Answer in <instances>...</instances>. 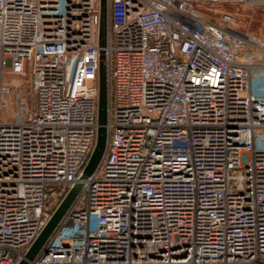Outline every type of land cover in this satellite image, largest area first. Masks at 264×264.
Masks as SVG:
<instances>
[{
    "label": "built area",
    "instance_id": "2783aa9c",
    "mask_svg": "<svg viewBox=\"0 0 264 264\" xmlns=\"http://www.w3.org/2000/svg\"><path fill=\"white\" fill-rule=\"evenodd\" d=\"M198 2L223 0H106L101 49L100 0H0V264L24 259L76 183L28 264H264V27L236 32ZM101 50L106 146L80 180ZM5 78L30 84L19 122L1 118Z\"/></svg>",
    "mask_w": 264,
    "mask_h": 264
},
{
    "label": "water",
    "instance_id": "95a60500",
    "mask_svg": "<svg viewBox=\"0 0 264 264\" xmlns=\"http://www.w3.org/2000/svg\"><path fill=\"white\" fill-rule=\"evenodd\" d=\"M106 33H107V16H106V0H100V20L98 27V46L102 49L106 46ZM97 84H98V95H97V130L95 136V143L91 154L88 158L86 165L83 168L82 174L79 177L80 180L90 176L98 166L100 160L103 157L106 137H107V107H108V86H107V72L106 65L104 63L103 51H100V62L97 72ZM81 189V184H74L69 191L66 193L64 198L55 208L49 221L40 231L38 236L34 239L31 245L25 252L24 259L18 264H28V261L35 259L39 252L44 247L49 237L53 234L55 229L58 227L60 221L64 217L66 211L70 207L71 203L77 196Z\"/></svg>",
    "mask_w": 264,
    "mask_h": 264
},
{
    "label": "rangeland",
    "instance_id": "374dc122",
    "mask_svg": "<svg viewBox=\"0 0 264 264\" xmlns=\"http://www.w3.org/2000/svg\"><path fill=\"white\" fill-rule=\"evenodd\" d=\"M199 12L211 20H215L221 13H229L234 17V25L243 32L258 35L264 25V8H248L238 4L206 5L198 2ZM11 83V93L2 102L1 118L4 121L19 122L32 106L30 84L26 78H5ZM260 140L264 133L256 132Z\"/></svg>",
    "mask_w": 264,
    "mask_h": 264
},
{
    "label": "crops",
    "instance_id": "0c3cea01",
    "mask_svg": "<svg viewBox=\"0 0 264 264\" xmlns=\"http://www.w3.org/2000/svg\"><path fill=\"white\" fill-rule=\"evenodd\" d=\"M224 4H227V5H232L234 4V2H232V0H223V3L219 4V5H224ZM263 9V8H262ZM201 14V13H200ZM222 14V13H221ZM229 14V13H228ZM202 15V14H201ZM231 15V14H230ZM203 16V15H202ZM232 16V15H231ZM205 17V16H204ZM233 17V16H232ZM207 18V17H206ZM210 19V18H208ZM229 27L233 30H235L236 32H239V33H249V32H243V31H240L239 29H237L234 25V17H233V21L232 23L229 24ZM263 27L264 25L262 26L261 30H260V33L258 35H260L262 33V30H263ZM251 34V33H250ZM254 35V34H253ZM257 35V36H258ZM248 54V50L246 52H244V56L246 57ZM264 57V54L261 53V56L257 59H255V61L257 62H261L263 60ZM252 87H253V90L254 92L256 93H263L264 92V75L260 76V75H256V77L254 78V81H253V84H252Z\"/></svg>",
    "mask_w": 264,
    "mask_h": 264
}]
</instances>
